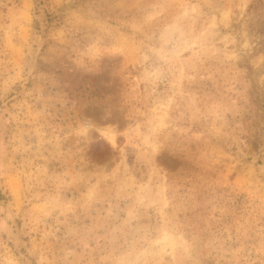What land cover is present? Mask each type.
<instances>
[{
	"label": "rangeland",
	"instance_id": "1",
	"mask_svg": "<svg viewBox=\"0 0 264 264\" xmlns=\"http://www.w3.org/2000/svg\"><path fill=\"white\" fill-rule=\"evenodd\" d=\"M0 264H264V0H0Z\"/></svg>",
	"mask_w": 264,
	"mask_h": 264
},
{
	"label": "bare ground",
	"instance_id": "2",
	"mask_svg": "<svg viewBox=\"0 0 264 264\" xmlns=\"http://www.w3.org/2000/svg\"><path fill=\"white\" fill-rule=\"evenodd\" d=\"M110 141L112 142V143H115V139L112 137V136H110Z\"/></svg>",
	"mask_w": 264,
	"mask_h": 264
}]
</instances>
